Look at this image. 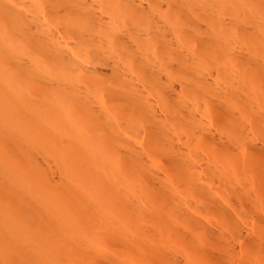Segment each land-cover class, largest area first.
I'll list each match as a JSON object with an SVG mask.
<instances>
[{
	"label": "bare ground",
	"instance_id": "obj_1",
	"mask_svg": "<svg viewBox=\"0 0 264 264\" xmlns=\"http://www.w3.org/2000/svg\"><path fill=\"white\" fill-rule=\"evenodd\" d=\"M0 264H264V0H0Z\"/></svg>",
	"mask_w": 264,
	"mask_h": 264
}]
</instances>
